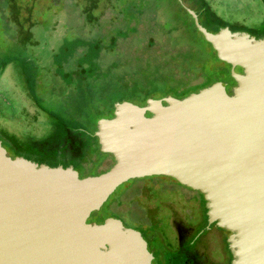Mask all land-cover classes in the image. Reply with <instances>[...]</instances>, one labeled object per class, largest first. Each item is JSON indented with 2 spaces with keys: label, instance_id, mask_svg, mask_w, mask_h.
Instances as JSON below:
<instances>
[{
  "label": "water",
  "instance_id": "95a60500",
  "mask_svg": "<svg viewBox=\"0 0 264 264\" xmlns=\"http://www.w3.org/2000/svg\"><path fill=\"white\" fill-rule=\"evenodd\" d=\"M233 81L142 105L113 103L91 135L111 166L78 177L0 142V264H150L140 233L116 217L88 222L121 183L167 176L202 194L207 223L227 231L230 264H264V38L221 25L209 31L184 6Z\"/></svg>",
  "mask_w": 264,
  "mask_h": 264
},
{
  "label": "rangeland",
  "instance_id": "374dc122",
  "mask_svg": "<svg viewBox=\"0 0 264 264\" xmlns=\"http://www.w3.org/2000/svg\"><path fill=\"white\" fill-rule=\"evenodd\" d=\"M96 1L95 8L86 9V0H0V142L8 156L19 154L44 164L68 163L79 177L97 175L111 166L112 157L99 151L95 138L82 161L77 160L80 144L63 131L65 124L93 132L98 118L111 116V94L116 98L113 103L127 100L141 105L140 92L158 95L167 91L169 82L199 81L202 74L214 77L212 82L223 80L226 90L232 86L227 67L213 59L210 51L202 72L198 64L174 65L164 81L145 89L137 86L147 83L145 72L152 63L145 57L157 49L147 37L160 51H174L185 43L180 26L192 29L190 20L179 11L177 0ZM202 2L218 26L264 36V0ZM149 4L155 5L153 23L157 26L143 32L153 25L144 16ZM182 4L191 6L186 0ZM174 14L179 23H174ZM176 24L177 30L167 36L165 30ZM92 44L98 46L97 53ZM88 61H97V68ZM102 90L109 94L99 99ZM88 92L95 97L90 98ZM168 93L179 98L173 91ZM171 180L167 176L129 179L90 212L87 221L116 217L129 226L137 216L130 212L137 202L133 188L144 182L166 185ZM141 195L164 199L167 194L144 190Z\"/></svg>",
  "mask_w": 264,
  "mask_h": 264
},
{
  "label": "flooded vegetation",
  "instance_id": "af4514ba",
  "mask_svg": "<svg viewBox=\"0 0 264 264\" xmlns=\"http://www.w3.org/2000/svg\"><path fill=\"white\" fill-rule=\"evenodd\" d=\"M170 183L144 182L133 188L137 202L130 212L137 216H134L136 222L128 227L136 229L144 239L151 255L150 264H230L232 256L226 242L227 231L215 222L207 223L202 194L174 180ZM176 185L179 187L175 188ZM144 190L167 195L164 199L145 197L141 195Z\"/></svg>",
  "mask_w": 264,
  "mask_h": 264
},
{
  "label": "trees",
  "instance_id": "16d2710c",
  "mask_svg": "<svg viewBox=\"0 0 264 264\" xmlns=\"http://www.w3.org/2000/svg\"><path fill=\"white\" fill-rule=\"evenodd\" d=\"M180 1L182 3L183 0H180ZM186 1L189 2L191 5V6H187V7L196 12L198 22L202 26L207 28L209 31L214 32L217 30V28L219 27L218 25H220V24H217V21L215 19L210 18V14L207 13V11H205L206 8L204 5H202L203 4L202 0H186ZM96 2H97L96 0H86V9L95 8ZM154 6L155 5H153V4H149L146 6V9L144 10V11H146L144 13V16H146V19H149L153 25H151L152 26L151 28H149V26H148L147 29H144V30L142 29L143 32H148V31L150 32L151 30H153L157 26V24L155 22H154L155 24L153 23L154 11H155ZM177 6L180 9L179 11L181 13L183 12L188 18H190V16L187 14V12L183 9V7L178 2H177ZM199 17H201V21H199ZM173 18H174V23L180 22L178 15H176V17H175V14H174ZM190 24H191L192 29L183 28L182 26H180L181 32L184 33L185 43L174 51L167 50L165 48L160 51L159 46H157L155 44V42L153 41L151 36L147 37L149 42H151L153 44V46H155L157 49L155 52L152 51L150 54L147 55V57H145L146 60H149L152 63V65H151L152 67H149L147 65L148 69L146 70L147 72H145V74H146L145 77L148 80L147 83H149V84H147L146 82L136 83L137 86H140V87L145 89L148 85L154 86L155 84H158L161 81H164L166 79L167 73L174 67V65L177 67H182V66L185 67L186 65L198 64L199 70L202 72L203 67H204V63H205V57L209 51L213 55V59H215L218 62H221V61L216 59V57L214 55V51L211 49L210 45L203 40L201 33L196 30V28L194 27L191 20H190ZM177 28H178L177 24L175 26L168 27L165 30L166 35L169 36L170 33L175 29L177 30ZM143 46H144V44H143ZM143 46H141L140 48L142 50L146 51L147 48L143 49ZM92 47H95V49L93 51H95V53H97L98 52V46H96L95 44H92ZM161 58H163V59H161ZM221 63L227 67V74L229 75L228 65L223 63V62H221ZM88 64L92 65L91 67L94 69V68H97L98 63H97V61H95V62L88 61ZM110 68L113 70V66H110ZM219 70L223 71V72L225 71L222 66L219 67ZM87 72H89V70H87ZM92 73H95V71H93ZM202 76H204V77H202ZM201 78H202V80L200 79L201 81L200 80L199 81L182 80L179 83L178 82H169V84H168L169 88L167 89V91L160 93L158 95H155V94L153 95L149 91H142L139 94H137V98L140 99L141 105L144 103V100L146 98H149V97L159 98V97H162L165 95H169L168 91H173L176 94V96L180 98V97L187 95L189 92H195L198 89L209 85L210 83H212L211 80L214 77H211L210 75H203L202 74ZM178 84H180V85H178ZM88 93H89L88 96L90 98L95 97L94 94L92 95V94H90V92H88ZM107 94H109V93H106V91L102 90L98 97L100 99V98H103V96L107 95ZM108 99H109L108 105L112 108V103L114 100H116V98H114L111 94ZM117 101H120V100H117ZM71 126L72 125L68 126L65 124L63 131L66 132L67 135L69 137H71V139L75 140L77 142V145H78V143L80 144L77 147L79 149L78 154L80 155V157H78L79 159L77 158V160L82 161L83 155L89 149H91V147L93 146L92 141H94L95 137L91 135L92 130L83 131L79 127L77 128L75 126L74 127H71ZM56 130H57V126H56ZM78 132H82L83 135L79 134ZM40 163H42V162H40ZM57 164L58 163H54V164L52 163L51 166H56ZM68 165H70V164L67 163V164L61 165V166L65 167ZM70 166L73 168L72 165H70ZM122 194H124V192ZM123 197H124V195H123ZM202 201H203V198H202ZM130 203L131 202H129V204ZM101 221H102V219L99 222H101Z\"/></svg>",
  "mask_w": 264,
  "mask_h": 264
}]
</instances>
